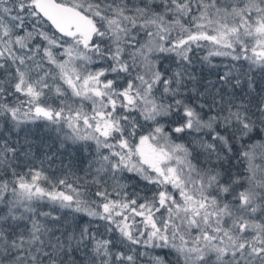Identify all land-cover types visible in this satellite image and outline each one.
<instances>
[{"label":"snow or ice","instance_id":"6c2138e0","mask_svg":"<svg viewBox=\"0 0 264 264\" xmlns=\"http://www.w3.org/2000/svg\"><path fill=\"white\" fill-rule=\"evenodd\" d=\"M0 264H264V0H0Z\"/></svg>","mask_w":264,"mask_h":264}]
</instances>
